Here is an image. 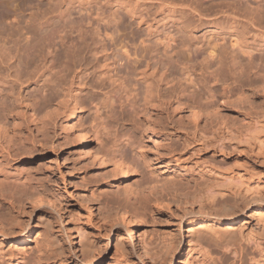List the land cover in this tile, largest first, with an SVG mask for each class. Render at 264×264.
<instances>
[{
  "label": "rangeland",
  "instance_id": "1",
  "mask_svg": "<svg viewBox=\"0 0 264 264\" xmlns=\"http://www.w3.org/2000/svg\"><path fill=\"white\" fill-rule=\"evenodd\" d=\"M126 49L162 56L185 111L147 108ZM74 98L69 131L43 106ZM0 116V264H238V244L242 264H264V0H0ZM18 180L37 197L10 192ZM220 192L232 222L201 215ZM202 219L238 241L193 240Z\"/></svg>",
  "mask_w": 264,
  "mask_h": 264
},
{
  "label": "bare ground",
  "instance_id": "2",
  "mask_svg": "<svg viewBox=\"0 0 264 264\" xmlns=\"http://www.w3.org/2000/svg\"><path fill=\"white\" fill-rule=\"evenodd\" d=\"M191 32V31H190ZM29 38V37H27ZM170 47L169 42L167 43V48ZM131 49H126L124 50V52L122 53L124 60H125V64L121 63V66L125 67V70H128V67L130 65H134V71L135 72H139L140 75H142V78L137 82L138 84L141 83L140 86H138V88L140 89L141 87L145 90V96L148 102L147 108H162V107H168V105H170L171 103H173V107L175 110L179 111H185V109L179 104V96L177 95V93H175V89L173 88H169V81L171 79V77L174 76V74H172L170 72L169 69V65L164 63L162 61V56L160 55H149V54H143V53H138L136 51L131 52ZM245 55L250 56L248 51H244ZM213 59L214 55L213 52H209L208 56L206 57V59ZM233 60H235V57L232 56ZM175 65L177 64V61L175 60ZM177 66V65H176ZM176 66H174V68H176ZM148 71H152V75H155L158 80H157V85L153 86L148 79L146 78V73H148ZM203 71V69L201 70ZM174 73V71H173ZM204 73V71H203ZM154 76H151L150 78L153 79ZM221 81L219 77H217L216 75L213 76V82H219ZM56 87H60V85L56 86ZM168 87V88H167ZM62 94V92H61ZM56 98H60V94L57 93ZM25 110L27 109V115H29L30 117H34L35 112H36V108L37 106L34 104H26L25 106ZM40 108V106H39ZM44 109H48V108H52V114L58 118H60L63 122L65 127L67 128V130L71 131L74 128V118L78 115L79 113V109H78V101L74 98L71 101L68 99H64L61 100L59 103L57 104H53L52 101L45 103L43 106ZM98 110V109H97ZM196 115V114H195ZM189 116V115H187ZM2 116H0V120H2L1 118ZM0 129L2 131L3 134H6V127L4 128L3 126H1L0 124ZM84 131V130H82ZM82 131H78L79 136L80 137V141L87 146L89 144L90 141V136L86 133V132H82ZM18 146V145H16ZM110 161L117 167V169H119L122 173H127L126 171H129L130 169H132V162H130L128 159L125 158V156L122 153H119V151L117 149H115V153H113V155L110 157ZM103 159V157H102ZM8 178L6 177L5 173L0 170V187L3 186L6 182H7ZM22 185L19 186L17 184H14L13 186H11V188L9 189L10 192L12 193H20V194H27V195H33L35 197H37L38 194V189L40 188V186H42L40 184L39 181H30V183H23V180H18ZM4 187V186H3ZM145 191L148 192H153V188L151 187H145L144 189ZM8 192V191H7ZM37 192V194H36ZM5 195V194H4ZM212 202H210L208 205L201 207V215H206V217L211 218V220H228L229 222H232L235 220V218L238 214H240V212H235V210H237L238 206L236 205V203H231V200L228 196H225V194L223 192H220L219 194L214 195L211 199ZM205 217V218H206ZM44 226L45 228H47L49 231H52V226L50 224V222L46 219H43ZM122 221L125 223V225H130L131 226V230H129V233L132 232V234H137L138 232V225H137V221L135 219L134 222L130 221L126 222L125 219H122ZM233 228V229H232ZM243 225L241 224L238 229L242 230ZM4 227L2 226V224L0 223V238L1 239H6L8 238V235L5 233L4 231ZM63 229H66L63 226ZM127 229V226H126ZM67 230V229H66ZM236 229H234V226L230 224V226H227L226 228H222L221 226H217L215 223H210L208 224L207 221L205 219H202L200 222L196 223L192 229V231L190 232V235L192 236L193 240H196L197 242L200 243V241L202 243H206L208 244V246L213 243L215 244V246L220 247L222 250H230V248L232 247L231 244H233V242L235 240L238 241V237L235 235V231ZM29 233V224H27L25 226V228L21 231L20 235L22 240H25L26 235ZM130 236V235H129ZM121 237V236H120ZM120 237H118L119 240V244L121 246L122 242ZM131 237V236H130ZM139 239V244L142 246V254L143 257H145L146 254V250L144 249L145 244L143 239L138 236ZM233 241V242H231ZM235 244V243H234ZM206 246V245H205ZM212 246V245H211ZM89 249L92 250L93 248L89 247V245L83 247V249ZM88 250V251H89ZM122 250L124 252H127L126 248H122ZM83 253L85 252L84 250H82ZM90 252V251H89ZM243 252H244V246L242 244H238V245H234L233 248L230 250L231 254L234 255H238V259H237V263L238 264H242L243 262ZM61 255H63L62 252H60ZM225 255V254H224ZM87 258V257H86ZM91 259V257H90ZM94 262L91 261L90 264H93Z\"/></svg>",
  "mask_w": 264,
  "mask_h": 264
}]
</instances>
